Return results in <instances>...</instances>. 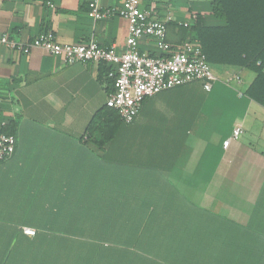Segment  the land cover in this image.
I'll return each instance as SVG.
<instances>
[{"label":"crops","instance_id":"1","mask_svg":"<svg viewBox=\"0 0 264 264\" xmlns=\"http://www.w3.org/2000/svg\"><path fill=\"white\" fill-rule=\"evenodd\" d=\"M93 1L116 10L123 2L0 0V36L14 44L0 45V134L15 138L14 153L0 162V264H35V251L22 248L34 236L21 226L34 229L37 210L56 209L44 223L78 226L82 209L100 207L101 192L110 200L120 191L172 210L179 230L166 236L171 246L157 250L155 264H264V108L246 96L255 74L217 66L210 92L192 82L147 98L133 124L97 149L85 131L106 105L105 73L117 65L66 64L29 47L51 33L59 44L94 42L121 56L127 22L116 15L93 20ZM210 1L141 0L140 9L158 21L172 17L167 41L176 46L184 41L179 23L210 21ZM139 50L155 55L147 41ZM235 127L242 130L236 140ZM43 192L67 200L23 197Z\"/></svg>","mask_w":264,"mask_h":264},{"label":"trees","instance_id":"2","mask_svg":"<svg viewBox=\"0 0 264 264\" xmlns=\"http://www.w3.org/2000/svg\"><path fill=\"white\" fill-rule=\"evenodd\" d=\"M208 9L210 21L196 16L186 28L180 27L182 39L189 37L199 44L210 68H243L254 73L246 96L264 108V0H212ZM109 72L110 68L105 75ZM109 81L112 92L114 80ZM133 122L124 124L117 112L105 105L91 118L85 135L97 149H103L116 131ZM23 197L39 203L67 200V194L44 192ZM111 197L109 200L101 192L100 207L82 209L85 221L78 226L44 223L56 209L37 210L41 220L31 224L34 240L22 248L35 251V264H150L149 259L155 264L157 250L163 244L171 246L164 241L166 236L179 230L172 222V210L157 207L139 192L120 191ZM85 198L87 201L86 194ZM75 213L77 210H69L70 216ZM16 244L18 241L14 247Z\"/></svg>","mask_w":264,"mask_h":264},{"label":"built area","instance_id":"3","mask_svg":"<svg viewBox=\"0 0 264 264\" xmlns=\"http://www.w3.org/2000/svg\"><path fill=\"white\" fill-rule=\"evenodd\" d=\"M140 4L141 0H123L119 10L103 9L96 1L89 4L90 16L95 21L116 15L127 22L126 50L121 56L99 48L94 42L85 45L59 44L51 33L39 34L29 44V47H38L52 56L61 57L66 64H116V71L108 73V77L114 80V88L106 98V106L115 110L126 125L137 118L144 99L192 82H200L202 89L210 92L216 80L199 44L187 37L179 45L172 46L167 41V22L173 20L172 17L168 15L165 21L155 20L151 12L140 9ZM194 19L195 16H191L190 20ZM179 25L186 28L188 22ZM142 41L153 47L154 56L139 50ZM0 45L14 47L5 35L0 36ZM234 78L238 80V77ZM241 133V128L235 127L231 139H238ZM229 142L230 139L223 143L224 148ZM14 149L15 138L0 134V162L10 158ZM22 232L27 236L35 235V231L27 227Z\"/></svg>","mask_w":264,"mask_h":264},{"label":"rangeland","instance_id":"4","mask_svg":"<svg viewBox=\"0 0 264 264\" xmlns=\"http://www.w3.org/2000/svg\"><path fill=\"white\" fill-rule=\"evenodd\" d=\"M211 71H212V73L214 74L215 72H214V67H211ZM22 200V199H21Z\"/></svg>","mask_w":264,"mask_h":264}]
</instances>
